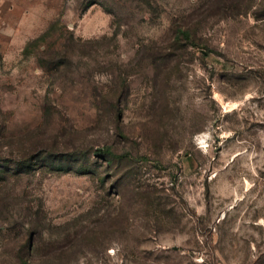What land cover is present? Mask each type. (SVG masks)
I'll use <instances>...</instances> for the list:
<instances>
[{
    "label": "rangeland",
    "instance_id": "obj_1",
    "mask_svg": "<svg viewBox=\"0 0 264 264\" xmlns=\"http://www.w3.org/2000/svg\"><path fill=\"white\" fill-rule=\"evenodd\" d=\"M0 264H264V0H0Z\"/></svg>",
    "mask_w": 264,
    "mask_h": 264
},
{
    "label": "trees",
    "instance_id": "obj_2",
    "mask_svg": "<svg viewBox=\"0 0 264 264\" xmlns=\"http://www.w3.org/2000/svg\"><path fill=\"white\" fill-rule=\"evenodd\" d=\"M179 33H182L184 35H187V31L186 30H178ZM96 151H103V152H107V153H112V149L109 146H106L104 148H97Z\"/></svg>",
    "mask_w": 264,
    "mask_h": 264
}]
</instances>
